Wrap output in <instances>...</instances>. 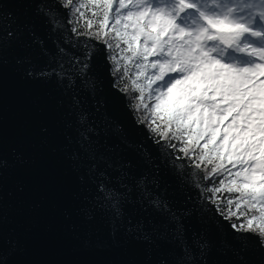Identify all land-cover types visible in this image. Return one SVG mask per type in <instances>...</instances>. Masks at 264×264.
Instances as JSON below:
<instances>
[{
	"label": "snow or ice",
	"instance_id": "obj_1",
	"mask_svg": "<svg viewBox=\"0 0 264 264\" xmlns=\"http://www.w3.org/2000/svg\"><path fill=\"white\" fill-rule=\"evenodd\" d=\"M115 3L114 7L113 0H103L95 5L98 13L93 15L100 16V30L94 35L103 38L114 33L116 48L121 47L120 42L127 45L122 51L131 54L127 60L138 69L136 79L144 78L145 87L139 89L141 100L146 88L147 99L154 102L152 122L159 115L168 130L175 126L174 137L178 133L179 137L188 138L181 144L153 142L158 144V150L179 160L181 166L187 165L188 161L178 157L173 148H178L185 157L198 155L200 161L207 159L209 164L218 161L207 175L211 177L224 169L228 176L234 177L228 182L227 191L237 192L240 196L235 199V211L234 199L228 197L227 211L221 208L215 214L229 221L233 216L240 220L239 224L230 223L241 237L240 252L247 251L249 236L255 238L264 252V81L259 79L264 75V64L259 62L264 60V48L244 42L246 35L264 37V33L252 28L257 21L264 23V7L253 4L238 7L221 4L218 0H209L203 6L197 0H173L171 7L160 0H115ZM57 5L67 11L66 21L59 15ZM83 7L76 0H52L51 3L40 0L34 14L43 17L50 32L59 31L63 43L75 49L78 46L76 40L83 34H78L76 27L66 28V25L74 24V13L78 14L77 20L83 16ZM189 13L195 17L190 21V27L178 24V20ZM237 13L240 16L249 14L250 18L247 21L239 19ZM109 21L111 27L105 32ZM88 27H92L91 23ZM25 33L30 43L23 47H39L45 64L39 67L30 54L16 58V63L28 65V77L55 78L70 93L69 115L75 121L66 127L75 131V137H65L66 159L82 190L88 193L82 197L79 213L89 222L99 214L113 228H122L127 234L148 243L165 240L177 244L181 251L177 264H197V261L206 264V256L211 250L207 230L193 231L189 244L185 227V222L199 209L174 208L168 199V186L161 187L156 158L142 143L130 141L122 125L112 122L110 117L105 115L98 122L77 94V81L85 90L94 89L93 77L89 75L95 54L91 40L83 42V54L79 56L54 40L57 53L53 55L37 35L35 25L13 28L9 24L5 27L0 20V60H3L5 49L22 43ZM102 42L107 45L105 52L113 47L108 40ZM232 51L259 59H255L252 66L238 68L224 62ZM115 70L118 67L110 72ZM117 80L114 77L113 87ZM140 123L137 120V124ZM163 138L167 139L166 134ZM128 152L135 153V163L127 157ZM225 165H231V168ZM199 167L197 163L193 174L199 176L202 183L197 184V188L201 189V198L207 202L209 187L213 194L221 191L226 178L220 179L217 187L214 178L206 180L205 173L196 171ZM213 207H216L215 203ZM126 208H132L133 214L142 215L133 221ZM0 264L6 262L0 259Z\"/></svg>",
	"mask_w": 264,
	"mask_h": 264
},
{
	"label": "water",
	"instance_id": "obj_2",
	"mask_svg": "<svg viewBox=\"0 0 264 264\" xmlns=\"http://www.w3.org/2000/svg\"><path fill=\"white\" fill-rule=\"evenodd\" d=\"M39 2L0 0V20L5 27L35 25L37 35L53 55L57 53L54 40L78 56L83 54V42L91 40L95 54L89 75L93 77L94 89L85 90L77 81V94L98 122L105 115L110 117L122 125L130 141L142 143L156 158L161 187L168 186V199L174 208L199 209L185 227L189 244L193 231L207 230L211 250L206 264H264V252L255 238L249 236L247 251L240 252L241 237L230 226L231 221L215 214L218 210L209 198L207 202L201 198L197 184L202 182L193 174L196 165L181 166L179 160L158 150L146 127L137 124L127 97L117 86L113 87L108 52L103 51L106 44L85 35L76 40L75 49L64 44L61 33H51L44 18L34 14ZM57 9L66 21L67 11L59 5ZM27 43L30 41L25 33L22 43L5 49L0 60V259L6 264H177L181 256L177 244L165 240L148 243L122 228H113L99 214L89 222L79 213L82 197L88 193L82 190L66 159L65 137H75V131L66 127L75 121L69 115L70 93L55 78L34 79L26 75L28 65L17 64L16 58L30 54L39 67L45 64L39 47L26 49L23 45ZM158 142L168 143L165 139ZM126 155L136 162L134 152ZM126 211L133 221L142 215L133 214L132 208Z\"/></svg>",
	"mask_w": 264,
	"mask_h": 264
},
{
	"label": "trees",
	"instance_id": "obj_3",
	"mask_svg": "<svg viewBox=\"0 0 264 264\" xmlns=\"http://www.w3.org/2000/svg\"><path fill=\"white\" fill-rule=\"evenodd\" d=\"M103 0H76L77 4H83L84 7L81 8V12H83V16H80L77 20L76 17L78 14H73V20L74 24L71 25V27H76L78 34H83L87 37H91L97 41L102 40H108L112 43L113 47L111 49H107L106 52H108V57H112L113 59L109 60L111 63V69H117L115 71H112L111 74L115 78H118L116 82V86L124 93V95L127 97V103L128 106L131 107V110L134 113V116L139 121H148L152 115V103L153 101H149L147 99L148 97V91L145 88L144 92V98L143 101L141 100V93L140 88L145 87L144 85V78L141 77L139 80L136 79V72L138 69L135 67L134 63L130 60H127V57H129L131 54L122 51L123 49L127 48V45L123 42L121 43L120 48H116V40L114 39V33H110L109 36L99 38L94 35L97 31L100 30V16L99 15H93L94 12L98 13V9L95 7L96 4L102 3ZM114 2V1H113ZM115 3V2H114ZM116 6V3L114 4V7ZM91 23L92 27L89 28L88 24ZM111 27V21H109V26L104 29L105 32L109 31V28ZM92 34V35H89ZM107 48V45H106ZM123 57V58H122ZM109 59V58H108ZM147 105V107H145ZM154 125L157 126V129L155 132L150 131V135L155 141H160L164 134L167 136V140L169 144H181L182 141H187V136L179 137V134L177 133L174 137L175 133V126L173 125L171 130H168L166 125L162 122V120L157 117H155ZM201 145L203 144V141L200 142ZM211 147V146H210ZM175 153L178 157H183L184 154L179 152L178 148H174ZM199 152V150H197ZM185 157V156H184ZM186 160H188V163L190 164H200V168L205 173V179L210 180L211 178H214L217 181L216 186L218 187V181L220 179H225V186L221 189V191L216 192L213 194L212 188L209 187L207 193L208 198L212 203H215L216 208L218 211H220L221 208H224L225 212L227 211V208L225 206L226 199L228 197H232L234 199V205H233V211H235V199L240 196L239 193L233 192L229 193L227 191L228 182L233 179L234 177L228 176L227 172L224 171V169H219L218 173L212 174L211 177H209L207 174L210 172L211 168L215 166L218 161H213L212 164H209L207 159L200 161L198 155L195 157H186ZM226 168H231V165H225ZM233 172H235V169H232ZM243 219V217H241ZM231 223L239 224L240 220H237L235 216L231 217ZM259 222V221H258Z\"/></svg>",
	"mask_w": 264,
	"mask_h": 264
},
{
	"label": "bare ground",
	"instance_id": "obj_4",
	"mask_svg": "<svg viewBox=\"0 0 264 264\" xmlns=\"http://www.w3.org/2000/svg\"><path fill=\"white\" fill-rule=\"evenodd\" d=\"M241 1H243V0H241ZM133 2H135V0H133ZM194 19H195V17L192 14H190V15H188V17L184 16L182 22L180 21L179 24L182 25V26H189L190 27L189 23H190L191 20H194ZM188 21H189V23L186 24ZM255 59H259V57L252 58L250 56H245V57H243V59L240 60V64L238 66H240L241 68L246 67V66H252V64L254 63ZM226 62L232 63L231 60L226 61ZM261 81H263V79Z\"/></svg>",
	"mask_w": 264,
	"mask_h": 264
},
{
	"label": "rangeland",
	"instance_id": "obj_5",
	"mask_svg": "<svg viewBox=\"0 0 264 264\" xmlns=\"http://www.w3.org/2000/svg\"><path fill=\"white\" fill-rule=\"evenodd\" d=\"M114 2H115V0H113ZM113 2V6H114V3ZM160 2H161V0H160ZM169 2H170V7L172 6V4H173V0H169ZM162 3V2H161ZM166 4V3H165ZM178 24H179V22H178ZM153 105H154V102L152 103V108H153ZM151 113H152V115L153 116H151L150 118H154V114H153V112L151 111ZM155 117H157V118H159V115H156ZM153 120L152 119H149L147 122L145 121H141V123L146 127V129L150 132V131H153V132H155L156 131V129H157V126H155L154 125V123L152 122ZM226 123H227V121H226ZM162 139H164V138H162ZM165 140H167V139H165ZM167 142H168V140H167ZM169 143V142H168ZM172 150H174V148L172 149ZM174 152H175V150H174ZM183 158H185V160H186V157H184L183 156ZM188 161V160H187ZM190 164V163H189ZM196 165V164H195ZM199 170L200 171H202L201 170V168L199 167ZM203 172V171H202ZM257 223H259L258 221H257Z\"/></svg>",
	"mask_w": 264,
	"mask_h": 264
}]
</instances>
